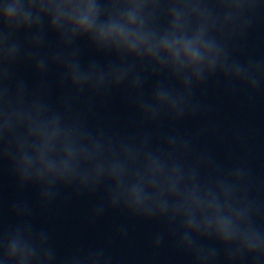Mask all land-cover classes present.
Here are the masks:
<instances>
[{
	"label": "water",
	"instance_id": "1",
	"mask_svg": "<svg viewBox=\"0 0 264 264\" xmlns=\"http://www.w3.org/2000/svg\"><path fill=\"white\" fill-rule=\"evenodd\" d=\"M0 264H264V0H0Z\"/></svg>",
	"mask_w": 264,
	"mask_h": 264
},
{
	"label": "clouds",
	"instance_id": "2",
	"mask_svg": "<svg viewBox=\"0 0 264 264\" xmlns=\"http://www.w3.org/2000/svg\"><path fill=\"white\" fill-rule=\"evenodd\" d=\"M61 7H67V5H62ZM16 10H17V5H12L6 9L5 14H4V18L6 22L11 21L13 19L14 13L16 12ZM69 15H72V14L70 13ZM92 16H93L92 5L89 4L86 6L82 14H79L75 17L76 23L74 25V29L77 31L79 30L88 31L92 27V24H93ZM58 19L59 18L53 21L54 25L57 23ZM112 31L113 29L110 28L104 34L105 35L110 34ZM188 50L192 52L193 59H195L196 56L198 55V52L194 49H188ZM11 57H12V54L5 55L6 60L10 59Z\"/></svg>",
	"mask_w": 264,
	"mask_h": 264
}]
</instances>
